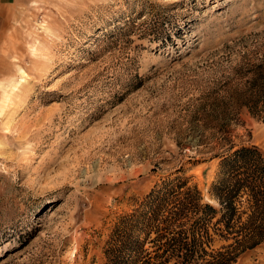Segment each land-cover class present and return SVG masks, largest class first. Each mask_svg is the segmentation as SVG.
I'll return each instance as SVG.
<instances>
[{
	"label": "rangeland",
	"instance_id": "obj_1",
	"mask_svg": "<svg viewBox=\"0 0 264 264\" xmlns=\"http://www.w3.org/2000/svg\"><path fill=\"white\" fill-rule=\"evenodd\" d=\"M262 45L264 0L2 9L0 264H103L116 219L178 168L215 206L216 93ZM225 124L264 158L262 120L235 107ZM236 264H264V241Z\"/></svg>",
	"mask_w": 264,
	"mask_h": 264
},
{
	"label": "trees",
	"instance_id": "obj_2",
	"mask_svg": "<svg viewBox=\"0 0 264 264\" xmlns=\"http://www.w3.org/2000/svg\"><path fill=\"white\" fill-rule=\"evenodd\" d=\"M150 33L160 42L169 37L155 28ZM230 70L213 110L221 119L209 188L216 205L204 201L185 169L178 168L116 219L104 242L103 264H236L264 241V158L255 146H235L225 124L235 107L264 122V45Z\"/></svg>",
	"mask_w": 264,
	"mask_h": 264
},
{
	"label": "crops",
	"instance_id": "obj_3",
	"mask_svg": "<svg viewBox=\"0 0 264 264\" xmlns=\"http://www.w3.org/2000/svg\"><path fill=\"white\" fill-rule=\"evenodd\" d=\"M11 2H13V0H0V12L5 7L10 6Z\"/></svg>",
	"mask_w": 264,
	"mask_h": 264
}]
</instances>
